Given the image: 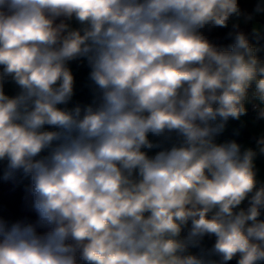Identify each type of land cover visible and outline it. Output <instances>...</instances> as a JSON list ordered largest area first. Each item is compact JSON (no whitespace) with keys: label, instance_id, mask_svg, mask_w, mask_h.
Returning a JSON list of instances; mask_svg holds the SVG:
<instances>
[{"label":"clouds","instance_id":"clouds-1","mask_svg":"<svg viewBox=\"0 0 264 264\" xmlns=\"http://www.w3.org/2000/svg\"><path fill=\"white\" fill-rule=\"evenodd\" d=\"M262 162L264 0H0V264H264Z\"/></svg>","mask_w":264,"mask_h":264},{"label":"crops","instance_id":"crops-1","mask_svg":"<svg viewBox=\"0 0 264 264\" xmlns=\"http://www.w3.org/2000/svg\"><path fill=\"white\" fill-rule=\"evenodd\" d=\"M260 167H261V177L264 178V162L261 163Z\"/></svg>","mask_w":264,"mask_h":264},{"label":"rangeland","instance_id":"rangeland-1","mask_svg":"<svg viewBox=\"0 0 264 264\" xmlns=\"http://www.w3.org/2000/svg\"><path fill=\"white\" fill-rule=\"evenodd\" d=\"M12 210L13 211H16L17 210L16 207H15V205H12Z\"/></svg>","mask_w":264,"mask_h":264},{"label":"built area","instance_id":"built-area-1","mask_svg":"<svg viewBox=\"0 0 264 264\" xmlns=\"http://www.w3.org/2000/svg\"><path fill=\"white\" fill-rule=\"evenodd\" d=\"M251 115V114H250Z\"/></svg>","mask_w":264,"mask_h":264}]
</instances>
